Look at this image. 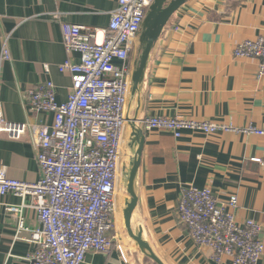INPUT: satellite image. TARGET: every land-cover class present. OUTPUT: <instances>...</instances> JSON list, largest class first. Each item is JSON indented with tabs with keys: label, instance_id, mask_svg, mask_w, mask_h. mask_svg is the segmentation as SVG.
I'll return each instance as SVG.
<instances>
[{
	"label": "crops",
	"instance_id": "obj_1",
	"mask_svg": "<svg viewBox=\"0 0 264 264\" xmlns=\"http://www.w3.org/2000/svg\"><path fill=\"white\" fill-rule=\"evenodd\" d=\"M118 0H0V103L9 122L51 126L53 115L27 106V92L52 81L58 103L71 93L72 77L59 67L70 58L64 25L107 31ZM140 36V35H139ZM139 36L129 60L138 58ZM264 36V0H189L173 17L151 62L139 118L167 117L230 125L237 132L205 135L185 131L181 139L164 131L144 133L132 224L164 264H232L195 245L177 209L188 186L211 188L221 205L238 198V222L253 220L264 229V136L246 131L264 128V78L258 60L237 58V44ZM6 43L10 59L2 61ZM46 68L49 72L46 73ZM30 135L0 137V171L9 178L36 183L41 170ZM33 199L0 195V264H31L37 251L31 231L39 226ZM27 230L19 232V218ZM121 215V214H120ZM122 217V215H121ZM109 254L90 252L84 264H155L119 230ZM152 261V262H151ZM264 264V255L259 262Z\"/></svg>",
	"mask_w": 264,
	"mask_h": 264
},
{
	"label": "built area",
	"instance_id": "obj_2",
	"mask_svg": "<svg viewBox=\"0 0 264 264\" xmlns=\"http://www.w3.org/2000/svg\"><path fill=\"white\" fill-rule=\"evenodd\" d=\"M154 1L118 0L107 31L62 26L67 53L80 56L79 62L68 58L59 67L60 73L72 77L68 100L58 103L50 80L27 92L29 109L52 114L51 126L9 122L0 103V137L19 140L29 134L41 170L36 183L0 171V195L33 199L32 204L9 210L33 208L38 214L39 226L31 231L30 241L37 245L31 264H84L90 252L109 254L120 237V178L132 86L129 60ZM234 55L257 59V77L264 78V36L243 40ZM9 59L5 43L1 60ZM139 125L144 133L164 131L176 139L187 130L205 135L239 131L230 125L167 117H147ZM246 131L264 136V128L251 126ZM253 161L264 169V156ZM237 207L236 196L221 205L211 188L188 186L182 190L177 217L195 245L211 249L215 260L227 256L232 264H259L264 229L253 220L238 222ZM23 230L27 229L21 215L19 232Z\"/></svg>",
	"mask_w": 264,
	"mask_h": 264
},
{
	"label": "water",
	"instance_id": "obj_3",
	"mask_svg": "<svg viewBox=\"0 0 264 264\" xmlns=\"http://www.w3.org/2000/svg\"><path fill=\"white\" fill-rule=\"evenodd\" d=\"M189 0H155L150 6L139 36V54L132 71V86L126 112L127 134L124 148L121 183L124 195L121 198L123 229L127 239L155 264H164L153 252L141 233L135 232L132 224L137 206V178L144 150V132L140 128L139 110L143 103V91L149 78L151 62L159 43L177 12Z\"/></svg>",
	"mask_w": 264,
	"mask_h": 264
},
{
	"label": "rangeland",
	"instance_id": "obj_4",
	"mask_svg": "<svg viewBox=\"0 0 264 264\" xmlns=\"http://www.w3.org/2000/svg\"><path fill=\"white\" fill-rule=\"evenodd\" d=\"M126 130H127V128H126ZM128 131V130H127ZM126 131V135H125V139H124V148H125V144H126V140H127V138H128V132ZM121 178H122V173H121ZM121 178H120V187H121V190H120V201H121V198L123 197V195H124V190H123V187H122V183H121ZM120 205V204H119ZM120 208H121V205H120ZM122 215V212L121 213H119V221H118V230H124L123 229V224H122V217H121V215ZM152 262V261H151ZM151 264H153V263H151Z\"/></svg>",
	"mask_w": 264,
	"mask_h": 264
},
{
	"label": "bare ground",
	"instance_id": "obj_5",
	"mask_svg": "<svg viewBox=\"0 0 264 264\" xmlns=\"http://www.w3.org/2000/svg\"><path fill=\"white\" fill-rule=\"evenodd\" d=\"M141 165V164H140ZM140 168V167H139Z\"/></svg>",
	"mask_w": 264,
	"mask_h": 264
}]
</instances>
